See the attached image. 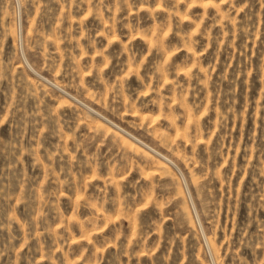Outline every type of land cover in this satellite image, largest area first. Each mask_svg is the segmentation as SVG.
Returning <instances> with one entry per match:
<instances>
[{
  "label": "rangeland",
  "instance_id": "rangeland-1",
  "mask_svg": "<svg viewBox=\"0 0 264 264\" xmlns=\"http://www.w3.org/2000/svg\"><path fill=\"white\" fill-rule=\"evenodd\" d=\"M205 1L0 0V264H264V0Z\"/></svg>",
  "mask_w": 264,
  "mask_h": 264
},
{
  "label": "bare ground",
  "instance_id": "bare-ground-1",
  "mask_svg": "<svg viewBox=\"0 0 264 264\" xmlns=\"http://www.w3.org/2000/svg\"><path fill=\"white\" fill-rule=\"evenodd\" d=\"M204 2V1H203ZM206 3H211L212 1H210L209 0V2L208 1H205ZM215 3V2H214ZM161 4V3H160ZM206 5V4H205ZM156 7V6H155ZM163 7H165V6H163ZM162 8V7H161ZM148 9V8H147ZM163 10V9H162ZM159 11V10H158ZM166 11V10H165ZM190 18V17H189ZM143 34V33H142ZM137 35V34H136ZM140 35V34H139ZM146 36V35H145ZM150 39V38H149ZM152 40V39H151ZM149 43V42H148ZM152 43V42H151ZM150 44V43H149ZM152 45V44H151ZM29 63V62H28ZM32 67V66H31ZM32 69V68H31ZM35 70V69H34ZM37 73V72H36ZM38 74V73H37ZM39 75V74H38ZM41 75V74H40ZM45 76V75H44ZM41 77H43L42 75H41ZM45 80H47V79H45ZM51 80V79H50ZM49 80V81H50ZM48 81V80H47ZM51 83H53V81L51 82ZM56 85V87H58V85L57 84H55ZM53 86H54V84H53ZM66 92V91H65ZM75 96V95H74ZM73 96V97H74ZM74 99H75V97H74ZM77 99H79L78 97H77ZM83 104V103H82ZM85 104V103H84ZM87 104V103H86ZM89 106V105H88ZM94 106L92 105V108H93ZM89 108V107H88ZM93 110V109H92ZM93 113V112H92ZM94 113H96V111L94 112ZM98 113H100V112H98ZM99 115V114H98ZM100 116H102V117H104L103 115H100ZM138 116V115H137ZM97 117V116H96ZM145 117V116H144ZM106 119V118H105ZM109 119V118H108ZM103 121H104V119H102ZM107 121V120H106ZM111 121V120H110ZM156 121V120H155ZM105 123V122H104ZM113 123H115V122H113ZM112 123V124H113ZM118 124V123H117ZM117 126V125H116ZM118 127V126H117ZM114 128V127H113ZM121 128V127H120ZM114 130H116V132L117 133H119V136L121 135V134H123V135H121V137L122 138H124V139H126L125 138V134L122 132V131H119V129L117 130L116 128L114 129ZM127 134H128V132H127ZM134 134V133H133ZM136 134V133H135ZM128 138V137H127ZM132 138V137H131ZM134 139H135V137H134ZM132 140H133V138H132ZM136 140H137V138H136ZM135 140V141H136ZM139 141H140V139H139ZM142 141V140H141ZM143 142V141H142ZM146 142V141H145ZM138 143V142H137ZM136 144V143H135ZM145 145H146V143H144ZM149 146V145H148ZM138 147H136V149H137ZM157 148V147H156ZM148 149V148H147ZM148 151L150 152L151 150L150 149H148ZM163 152V153H162ZM161 153V155L162 156H160V158L163 160V162H165L166 164H168L169 166H171V162H173L174 163V165H176L175 164V161H173L174 159L169 155V154H167V153H164V151H162ZM151 153V152H150ZM153 154V153H152ZM166 155V156H165ZM146 156V155H145ZM163 157L165 158V159H163ZM177 168H178V165H177ZM182 170V169H181ZM178 172L180 173V171H179V168H178ZM182 171H181V175H182ZM182 176H185L184 174L182 175ZM185 178V177H184ZM187 183V182H186ZM185 185V184H184ZM187 185V184H186ZM195 209H196V207H194ZM197 214V213H196ZM204 231V230H203ZM207 239V243H209L210 244V247H211V242H210V240H209V238L207 237L206 238ZM211 250L213 251V249H212V247H211ZM213 256H214V253H213ZM214 258H215V256H214Z\"/></svg>",
  "mask_w": 264,
  "mask_h": 264
},
{
  "label": "water",
  "instance_id": "water-1",
  "mask_svg": "<svg viewBox=\"0 0 264 264\" xmlns=\"http://www.w3.org/2000/svg\"><path fill=\"white\" fill-rule=\"evenodd\" d=\"M147 147H148V149H150L153 153L157 154L158 156H162V155H161L162 153L158 152L157 150H155V149H153V148H151V147H149V146H147ZM165 156H166V155H165ZM163 159H165V158L163 157ZM171 164L174 165L173 162H171ZM174 166L177 168L176 165H174ZM177 169H178V168H177ZM179 171H180V170H179ZM180 172H181V171H180ZM185 186H186V188L188 187V186L186 185V183H185ZM187 192H188V194H189V198H191V194H190L188 188H187ZM191 201H192V200H191ZM193 207H194V206H193Z\"/></svg>",
  "mask_w": 264,
  "mask_h": 264
}]
</instances>
